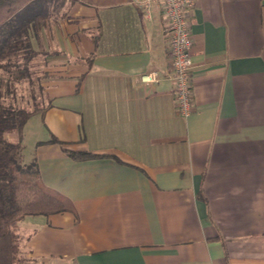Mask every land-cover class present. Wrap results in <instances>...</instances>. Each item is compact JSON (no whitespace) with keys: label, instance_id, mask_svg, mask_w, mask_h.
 <instances>
[{"label":"crops","instance_id":"0c3cea01","mask_svg":"<svg viewBox=\"0 0 264 264\" xmlns=\"http://www.w3.org/2000/svg\"><path fill=\"white\" fill-rule=\"evenodd\" d=\"M46 1L60 15L30 33L47 103L24 162L68 208L20 221L19 264H264V0L188 12V116L159 5Z\"/></svg>","mask_w":264,"mask_h":264},{"label":"trees","instance_id":"16d2710c","mask_svg":"<svg viewBox=\"0 0 264 264\" xmlns=\"http://www.w3.org/2000/svg\"><path fill=\"white\" fill-rule=\"evenodd\" d=\"M46 0H0V69L12 80L28 76V68L18 64L35 55L30 33L50 15ZM6 82L0 78V264L20 263L19 223L28 215H47L68 208L66 199L45 186L35 159H22V136L26 121L43 109H26L4 101ZM14 133V139L8 137ZM50 140L56 141L55 138ZM63 146L64 142H59ZM64 150L74 158L98 156L87 150Z\"/></svg>","mask_w":264,"mask_h":264},{"label":"built area","instance_id":"2783aa9c","mask_svg":"<svg viewBox=\"0 0 264 264\" xmlns=\"http://www.w3.org/2000/svg\"><path fill=\"white\" fill-rule=\"evenodd\" d=\"M143 8L144 16L151 18L153 4L161 7L166 20L165 30L169 38L170 77L173 81L176 110L183 116L192 111L190 73L193 66V40L188 21V12L196 0H132ZM157 78L152 71L141 76L142 81L150 82Z\"/></svg>","mask_w":264,"mask_h":264},{"label":"rangeland","instance_id":"374dc122","mask_svg":"<svg viewBox=\"0 0 264 264\" xmlns=\"http://www.w3.org/2000/svg\"><path fill=\"white\" fill-rule=\"evenodd\" d=\"M50 14L53 18H57L60 15V10L58 9V6H54L52 9H50ZM33 57L29 58L27 62H23V59L21 57H19V59L17 60L19 62L18 64L20 65H23L25 63L28 68V76H23L22 78H19L17 80H12V78H8L10 76L7 72H5L3 69H0V78H3L4 82H6V88L3 91V98L5 102L26 109H31L33 107H42L46 105L47 96L45 95L44 91L45 86H41L37 76V73L40 69L37 70L36 64H40V59L38 58L39 56L36 57V59ZM24 128L25 127H23L22 144L23 146L28 147L32 138V133L29 132L28 125L26 126L25 131ZM14 136V133L8 135L10 139H14ZM24 156L25 154L22 149L23 161L25 160ZM30 161H32V159Z\"/></svg>","mask_w":264,"mask_h":264}]
</instances>
